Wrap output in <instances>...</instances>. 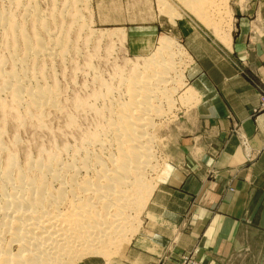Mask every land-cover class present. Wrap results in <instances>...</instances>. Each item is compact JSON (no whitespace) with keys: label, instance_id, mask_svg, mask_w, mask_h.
Segmentation results:
<instances>
[{"label":"bare ground","instance_id":"bare-ground-1","mask_svg":"<svg viewBox=\"0 0 264 264\" xmlns=\"http://www.w3.org/2000/svg\"><path fill=\"white\" fill-rule=\"evenodd\" d=\"M177 1L204 25L211 18L205 17L208 13L214 21L223 7V3H209L210 0ZM167 3L157 1L158 13L175 24L178 15ZM28 8L21 15L33 21L36 29L33 42L25 34L26 25L12 19L13 12H0V32L12 40L20 39L10 49L13 72H1L5 78L1 90L10 91L13 103L20 109L23 104L28 105L23 96L26 94L34 114L28 108L25 113L41 126L38 121L43 112L60 107L59 90L39 84V73L36 76L32 71L40 59L69 62L68 28L83 23L77 7L49 15ZM67 17L68 28L64 25ZM51 24L56 29L50 33ZM39 31L47 35L52 47L39 41L38 35L35 36ZM154 39L153 36L144 42L140 39L141 63L135 60L128 72L116 70L117 75L112 78L116 84L111 80L100 81L104 92L94 91L92 103L74 102L75 109L90 113L95 119L94 127L78 134L73 143L39 149L35 158L26 156L23 166L17 164L14 154L0 148V153L6 154L5 165H0V264H78L85 257L109 260L113 254L124 252L140 224L139 216L153 187L148 182L156 162L153 152L156 137L151 134L155 121L163 119L164 110L179 99L180 104L187 106L193 100L189 89L182 92L185 51L171 38ZM29 61L32 69L28 68ZM69 121V128H76L74 118Z\"/></svg>","mask_w":264,"mask_h":264},{"label":"rangeland","instance_id":"rangeland-1","mask_svg":"<svg viewBox=\"0 0 264 264\" xmlns=\"http://www.w3.org/2000/svg\"><path fill=\"white\" fill-rule=\"evenodd\" d=\"M71 1L72 0H0V12L2 14L13 12L12 19L15 22L26 25L25 34L32 42L34 41L33 32H35L36 29L33 27V21H31L30 18L21 15L25 7L28 8L31 6L37 8L48 15L50 12L51 14L52 12L54 14L56 12L59 13L58 11H62L63 8L65 11H68L66 9L70 6L77 7L80 10L83 23L81 26H78L80 28L76 25H72L73 27L71 26V28H68L70 22L68 21L69 17H67L64 24L67 26L66 28H68V31L71 30L69 32V40H71V42H69L71 48L73 47V51L79 52L77 55H74L76 52L74 53L72 49L69 48V55L67 54L69 62L67 61L65 64H60L58 61L50 62L49 59H40L35 71H32L33 73L35 72L34 74L36 76L39 73L37 76L38 79L40 78L38 80L40 82L39 84H46L52 89L55 87L59 90L58 107L60 106L61 108L59 107L43 112L44 114L41 115V120L38 121L41 123V126H39L36 120L30 118V116L25 113L28 109L29 111L32 110L31 113L34 112L26 94L23 96L26 102L25 104L28 105L23 104L20 109L13 103L12 99L14 98L12 93L10 91H5L4 93V91L1 90L3 88V83H5V81H3L5 78L2 77L1 72L5 74L13 72V51L11 50H13V46L20 43V39H18L19 41L17 39L12 40L0 32V91L3 92V94L0 92V148H5L9 153L14 154L17 164L21 166L25 163V158L29 156L35 158L39 149L50 150L54 144L61 147L65 142L73 143V141L78 138V134L80 135L94 127L93 121L95 119L90 113L85 111L82 113V111L80 112L75 109V101L82 100L83 102L92 103L91 95L94 91L98 92L100 90L104 92V88H100V81L110 83L113 76L117 75L116 70L128 72V69L131 68L130 66L136 63L135 60L141 63L142 52H140V45L147 40V38L153 36L157 39L159 36H165L175 40L185 51L183 53L186 55L183 60V66L185 67L183 69L185 76L183 84L185 87L183 86L182 92L189 89L191 96H193L191 97L193 100H191L190 105L187 106L180 104L181 99H179L170 109L166 108L164 110L165 116L163 119L155 121V128L151 134L156 137V145L153 150L156 162L154 174H151L148 182L149 186L153 187L151 188L150 197L145 200V209L141 213L142 215L140 214L139 216L140 224L137 225V232L135 231L132 235L133 237L131 236L128 242L129 244L127 243L123 253L119 255L113 254L109 260L102 257H85L78 264H141V262L146 263L148 261L147 255H158L162 248L165 249V254L162 255L163 262L165 263L172 260L174 264H201L190 254H183L177 259H173L171 256L169 257V255H171V251L169 250L170 253L167 257L165 239H161L160 236H152L151 234V231H157L163 234H165V232L159 231L157 229L159 226L154 225L155 222L152 225L150 220L153 219L150 215L149 207L155 191L160 186V182H162L161 185L167 186L170 184H177L181 176L176 173H179L180 167H183L182 162L184 158H187L186 154L191 153V155H195L196 152L201 153L200 150H195V144L192 138L197 131V126H194L195 124L193 121L194 114L196 107L201 101L197 91L192 86L195 73L194 66L195 63L198 62L197 59L200 58L199 60L202 62H198L197 65H199V70L203 73L205 71L207 72L205 66L212 60H218L216 57L219 56L221 63L215 62L214 64L217 69H221L223 65H225L222 64L223 60H225L223 57L227 58L226 56L232 52V37L236 20L239 18L238 14L244 12L251 15L261 0H210L209 3L215 2L214 4H216V1L217 3H223V7L217 15L219 17L215 16L214 18L216 19L217 17L218 19L213 21V17L210 13L205 16L206 18L211 17L207 18V25H204L196 19L177 0H163L167 1V4L170 5L178 15V19L175 18V24L171 23L167 17L158 13V0ZM20 6L21 8H19ZM29 10L28 8V11ZM17 13L20 16H18ZM223 16L225 18H223ZM210 19L211 22L209 21ZM49 21H52V18ZM50 26L49 32L51 33V31L56 28L53 24ZM36 33L35 36L38 35L37 38H40L39 41L42 40L47 47H52L46 34H41L40 31ZM6 38L11 39V41ZM223 38L226 42L223 41ZM140 39L143 40V42ZM11 42H13L14 45ZM86 43L88 44L86 45ZM196 50L198 51L196 52ZM19 52L20 51L17 50L18 55ZM31 67L32 63L29 61L28 68ZM115 67L120 69H116ZM241 71H244V69L241 68ZM190 76L192 77L190 78ZM97 78L98 80H96ZM115 82V80L112 81L113 84H116ZM262 87L259 92L260 106L258 111L264 110V107H261V102L264 100V89ZM57 109H59V111ZM70 116L75 120L77 126L75 125L76 128L74 129L76 131L73 128H69ZM192 147H194V149H192ZM184 148L187 150L186 152H184ZM5 156V152L0 153L1 167L5 165V162H3L5 161ZM2 163H4V165H2ZM172 177H174L175 180H173V182L168 181ZM153 221H156V219ZM176 233L177 232H175V234ZM175 241L176 239L170 240L169 245L173 246ZM234 241L235 243L230 247L232 254L226 258L224 264H264V223L260 222L259 216L255 221L245 223L240 229L237 239ZM169 248L168 246V249ZM132 257H134V259H131ZM137 258L139 259L137 260Z\"/></svg>","mask_w":264,"mask_h":264},{"label":"crops","instance_id":"crops-1","mask_svg":"<svg viewBox=\"0 0 264 264\" xmlns=\"http://www.w3.org/2000/svg\"><path fill=\"white\" fill-rule=\"evenodd\" d=\"M238 15L225 65L217 69L218 56L205 66L207 72L199 70L200 58L194 66L192 86L201 101L192 138L201 153L186 154L177 184L160 182L150 203L152 225L165 232L151 234L165 239L167 257L170 250L173 259L190 254L201 264H224L243 225L258 216L264 223V110L258 111L264 89V0L251 15ZM164 250L141 264H174L163 262Z\"/></svg>","mask_w":264,"mask_h":264},{"label":"built area","instance_id":"built-area-1","mask_svg":"<svg viewBox=\"0 0 264 264\" xmlns=\"http://www.w3.org/2000/svg\"><path fill=\"white\" fill-rule=\"evenodd\" d=\"M263 100V99H262ZM261 107H264V100H263V102H261Z\"/></svg>","mask_w":264,"mask_h":264}]
</instances>
